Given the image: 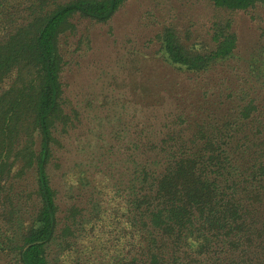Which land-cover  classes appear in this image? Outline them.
Segmentation results:
<instances>
[{"label": "trees", "instance_id": "obj_1", "mask_svg": "<svg viewBox=\"0 0 264 264\" xmlns=\"http://www.w3.org/2000/svg\"><path fill=\"white\" fill-rule=\"evenodd\" d=\"M125 1L0 0V264H264V73H222L264 0H152L174 77L81 103L68 41Z\"/></svg>", "mask_w": 264, "mask_h": 264}, {"label": "rangeland", "instance_id": "obj_2", "mask_svg": "<svg viewBox=\"0 0 264 264\" xmlns=\"http://www.w3.org/2000/svg\"><path fill=\"white\" fill-rule=\"evenodd\" d=\"M153 8L152 0H126L122 10L107 22L94 24L90 48L84 50L86 47L82 45L80 49L75 50L74 39L68 41L69 63L80 67L83 73L85 70L88 72L86 77L79 76L76 84L77 98L85 94L79 99L81 103L87 98L99 101L104 95H107L106 99L110 100L112 94L119 96L115 100L119 103L121 98L126 100L132 98V89L140 92L142 94L140 99L145 101L153 96L152 94L146 96V88L153 92L160 91L161 87L167 83L166 80L174 75L172 67L164 63L159 58V53L155 52L157 45L149 40L159 27ZM256 11L246 13L240 10L234 15V27L238 33L240 49L238 52H247L249 42L264 43V36L260 34V26L264 25V11L260 8ZM62 46L66 45L62 43ZM129 46L138 52L135 57L126 53ZM258 50H261V47H258L254 53L264 55V50ZM249 53L250 51L246 54ZM73 61L77 63L74 64ZM238 72L246 77L255 73L261 75L264 73V65L255 66L252 61L248 62L244 55L243 59L230 63L228 68L224 67L222 73L227 77L225 82L227 86L234 85V74ZM207 73H210V70ZM213 75L217 76L216 73ZM183 79V82H187L186 78ZM241 81L244 83L243 78ZM222 84L224 86V83ZM256 86L264 92V86L259 81L256 82ZM92 121L95 123V119Z\"/></svg>", "mask_w": 264, "mask_h": 264}]
</instances>
